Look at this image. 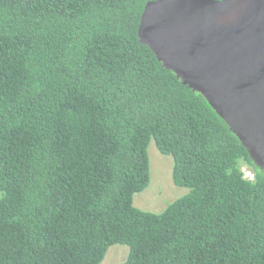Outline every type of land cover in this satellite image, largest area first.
I'll list each match as a JSON object with an SVG mask.
<instances>
[{
	"label": "trees",
	"instance_id": "1",
	"mask_svg": "<svg viewBox=\"0 0 264 264\" xmlns=\"http://www.w3.org/2000/svg\"><path fill=\"white\" fill-rule=\"evenodd\" d=\"M149 1L0 0V264H264V170L140 40ZM152 140L186 187L160 212Z\"/></svg>",
	"mask_w": 264,
	"mask_h": 264
},
{
	"label": "water",
	"instance_id": "2",
	"mask_svg": "<svg viewBox=\"0 0 264 264\" xmlns=\"http://www.w3.org/2000/svg\"><path fill=\"white\" fill-rule=\"evenodd\" d=\"M138 33L264 170V0H152Z\"/></svg>",
	"mask_w": 264,
	"mask_h": 264
},
{
	"label": "rangeland",
	"instance_id": "3",
	"mask_svg": "<svg viewBox=\"0 0 264 264\" xmlns=\"http://www.w3.org/2000/svg\"><path fill=\"white\" fill-rule=\"evenodd\" d=\"M148 152L151 182L147 188L135 194L134 204L144 210L160 212L186 187L176 186L172 179V156L161 153L153 140L148 147ZM125 248L128 256L129 247L127 245H112L102 264H123L126 256Z\"/></svg>",
	"mask_w": 264,
	"mask_h": 264
},
{
	"label": "clouds",
	"instance_id": "4",
	"mask_svg": "<svg viewBox=\"0 0 264 264\" xmlns=\"http://www.w3.org/2000/svg\"><path fill=\"white\" fill-rule=\"evenodd\" d=\"M139 34V33H138ZM140 38V37H139ZM141 40V39H140ZM144 43V42H143ZM146 44V43H145ZM162 62V61H161ZM163 63V62H162ZM245 176H246V178H248V179H254V174L251 172V171H249L248 169H245ZM111 247V246H110ZM109 247V248H110ZM126 249V248H125ZM129 252H130V249H129ZM129 252H128V254H129ZM126 257H128L127 256V249H126V256H125V259H124V262H125V260L127 259ZM104 262V261H103ZM102 262V263H103Z\"/></svg>",
	"mask_w": 264,
	"mask_h": 264
}]
</instances>
